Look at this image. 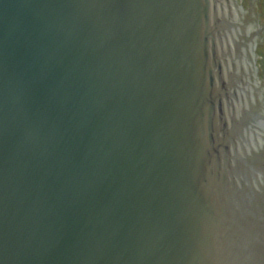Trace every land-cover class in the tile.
<instances>
[{"label": "water", "instance_id": "95a60500", "mask_svg": "<svg viewBox=\"0 0 264 264\" xmlns=\"http://www.w3.org/2000/svg\"><path fill=\"white\" fill-rule=\"evenodd\" d=\"M219 3L0 0V264H264Z\"/></svg>", "mask_w": 264, "mask_h": 264}, {"label": "flooded vegetation", "instance_id": "af4514ba", "mask_svg": "<svg viewBox=\"0 0 264 264\" xmlns=\"http://www.w3.org/2000/svg\"><path fill=\"white\" fill-rule=\"evenodd\" d=\"M230 22V71L238 78L237 109L245 111L243 141L264 157V0H218ZM235 67V69H234ZM238 115V119L242 117Z\"/></svg>", "mask_w": 264, "mask_h": 264}]
</instances>
